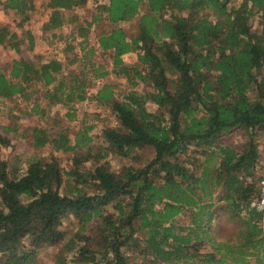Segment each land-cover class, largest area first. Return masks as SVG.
Segmentation results:
<instances>
[{
    "label": "trees",
    "instance_id": "trees-1",
    "mask_svg": "<svg viewBox=\"0 0 264 264\" xmlns=\"http://www.w3.org/2000/svg\"><path fill=\"white\" fill-rule=\"evenodd\" d=\"M45 1V39L63 41L74 51L66 62L82 61L102 81L80 99L108 108L118 123L102 128L104 144L90 125L74 140L65 130L51 139L15 116L0 125V147L25 138L34 148L26 165L19 154L0 158V264H38L42 247L57 250L56 264H137L138 254L147 264H264V212L250 206L263 178L264 0ZM0 7L20 15V26L36 9L34 0ZM134 19L130 34L122 24ZM67 24L70 33H52ZM22 33L0 27V43L21 55L0 62V99L19 95L28 112L44 115V100H70L59 80L64 62L23 55L35 38ZM107 52L113 71L148 86L144 97L118 98L110 64L98 60ZM130 52L133 65L123 60ZM235 132L245 134L240 146L224 140ZM47 144L73 153L70 169L54 154L37 155ZM147 148L154 154L143 165L113 168L110 157ZM72 217L78 227L67 236L62 225Z\"/></svg>",
    "mask_w": 264,
    "mask_h": 264
},
{
    "label": "rangeland",
    "instance_id": "rangeland-1",
    "mask_svg": "<svg viewBox=\"0 0 264 264\" xmlns=\"http://www.w3.org/2000/svg\"><path fill=\"white\" fill-rule=\"evenodd\" d=\"M38 3V9L35 12L34 18L37 21L33 24L29 22L25 30L32 28L35 33L40 35L41 33V21L46 18L45 11L43 9V2L45 0H36ZM106 0H88L90 4L89 7H93L96 3H104ZM75 12L80 15H84L86 13L83 7H78L74 9ZM21 20V16L11 12L5 13L4 11L0 12V27L1 26H9L12 30L17 29V22ZM130 34H134L137 31L138 19H134L131 22L122 24ZM255 26H258V23L254 22ZM24 30H22L23 32ZM68 32H71L70 30ZM49 36V35H48ZM40 51L42 57L49 58H62L67 55L68 60L74 58V51H69L65 53L66 45L63 41L58 40L55 43L51 44L48 40L40 38ZM7 47H0V62L5 63L13 58L17 57L16 53L12 51H7ZM31 53V52H30ZM132 54H128L125 56V62L128 65H133L138 60V55L136 52H131ZM32 54V53H31ZM98 60H102L106 64L109 65V70L111 71L110 78L114 81L118 86L115 88V92L118 95V98L126 99L128 96L135 95L137 97H144L146 91L149 89L144 83L139 80H135L131 82L123 75H118L113 71V66L111 64V56L110 52H107L104 55H101ZM70 70H65L67 73V77H65V82L67 83V87L70 89H74L75 92L73 94L86 93L89 95V91L87 88H91V86L98 89V84L94 80L93 74L88 67V65H84L82 61H76L72 63L69 67ZM262 78V75H259ZM80 82L84 83L83 91H79ZM101 86V85H100ZM77 92V93H76ZM81 92V93H79ZM253 96H256V92H252ZM81 103V102H80ZM42 106L46 109L45 114L41 115L39 112H28V108L26 102L22 98H12V99H0V125L2 124H12L18 117V122L22 125V127H34L39 126L41 130L45 131L49 138L54 139L58 138L61 133H64L65 130L72 140H74L76 132L81 127L85 126H93V130L89 133L94 142L97 144H104L103 138L101 137L102 128L104 126H116L117 119L111 114V111L105 107H92L89 106V103L83 102L76 105V101L73 103L67 104V111L70 112H57L53 108L48 107L47 102H42ZM147 107L150 111H156L157 106L151 102H147ZM85 109H91L90 111L84 112ZM60 113V115L58 114ZM15 116V117H14ZM246 139L245 134L242 132H235L229 134L224 139L225 142H232L233 144L240 146L244 140ZM259 146L262 151V158L259 161L258 174L259 176L264 177V133L259 134L258 137ZM14 154H19L21 158L22 164L26 165V160L34 154V148L28 139H14L12 141V145L10 147H0V158L10 159ZM54 154L61 163L64 169H70L72 165V152H64L62 150H56L52 145L47 144L43 148L37 152V155H45L49 156ZM153 151L149 148L141 150L137 153L135 158H120L117 156L110 157L112 166L114 169H119L122 165H131L138 164L143 165L149 159L153 157ZM194 159H190L189 163L191 167L196 168L195 164H193ZM92 163L85 162L82 166H91ZM26 167H24L25 169ZM63 230L67 233V236L71 235V232L76 230L78 227L77 220L72 218H67L64 220ZM264 226V225H263ZM56 249L54 247H42L38 250V264H56L55 254ZM138 253V251L136 252ZM137 264H147L149 262V258L143 257L138 254Z\"/></svg>",
    "mask_w": 264,
    "mask_h": 264
},
{
    "label": "crops",
    "instance_id": "crops-1",
    "mask_svg": "<svg viewBox=\"0 0 264 264\" xmlns=\"http://www.w3.org/2000/svg\"><path fill=\"white\" fill-rule=\"evenodd\" d=\"M35 1V5H36V9L33 11V15H32V17H31V19L29 20V21H27V22H25L24 24H23V26H20V25H18L22 20H20L19 22H17V29H20L21 28V31H18V30H12L11 28V30L12 31H14V32H17L21 37H22V35H23V33H22V30H25L26 29V27H27V24L29 23V22H32L33 20H34V22H33V24L32 25H34V23L37 21V19H32V18H34V15H35V12H36V10L38 9V3H37V1L36 0H34ZM46 2L44 3L43 2V9H44V11H45V16H46V18H44L42 21H41V33H40V35H38L37 33H35L34 31H33V29L32 28H29V29H27V30H30L33 34H34V38H35V45H34V49L32 50V51H28V49L26 48L27 47V43L24 45V43H23V46H22V49L24 50L23 51V55H25V56H27V57H29V58H31L33 61H35L36 63H39V61L40 62H42V63H44L45 61H48V60H52V59H54V58H49V59H46V58H44V57H42L41 56V54H39V51H40V38H42V39H45V37H44V31H43V24L45 23V22H47L48 20H49V17H50V13H51V10L50 9H48V8H46ZM90 4V2H88V5ZM1 11H4L5 13H8V12H13V13H16L15 11H13V10H5V9H3L2 7H0V12ZM17 14V13H16ZM72 25H70V24H67V25H65L63 28H61V29H58V30H55V31H53L52 33H54V34H56V35H60V34H68V33H70V32H68L69 30L71 31L72 30ZM51 34V33H50ZM7 47V51H12V52H14V53H16V55H17V57H15V58H13L12 60H9L7 63H12L14 60H18L20 57H21V55L16 51V50H14V49H12L11 47H9V46H7V45H5V44H1L0 43V47ZM32 54H31V53ZM65 53H66V49H65ZM80 53V52H79ZM128 54H132L131 52L130 53H127V54H125L124 56H123V60H124V62H125V56H127ZM55 60H57V59H55ZM58 60H60V61H62V62H64V65H63V67H64V72L62 73H60L59 74V80L61 81H64L65 82V77H67L66 75H67V73L65 72V70L67 71V70H70L69 69V67H70V65L73 63H70V62H66V60H68V57H67V55L66 56H64V57H62V58H58ZM78 62V60L76 61V63ZM116 73V72H115ZM118 74V73H117ZM118 75H120V74H118ZM112 79V78H111ZM113 83L115 84V88L118 86L114 81H113ZM63 86H64V88H63V91H64V98H66V99H68V98H70V100L67 102V103H57L55 106L53 105V106H50L49 104H48V101L47 100H44L45 102H47V105H48V107H51V110L54 108L56 111L55 112H70V111H67L65 108H67V104L69 105L70 103H73V102H75L76 101V105L77 106H79V104H82L83 102H85V103H89V101L88 100H81L80 99V95L77 93V94H73L72 92H75V90L74 89H69L68 87H67V83L65 82V84L63 83ZM49 88H51V89H53V86L52 85H50V87ZM83 89H84V85H83V83L82 82H80V85H79V91H83ZM116 91V90H115ZM79 93H81V92H79ZM81 95H82V93H81ZM14 98H21L19 95H16ZM43 101V102H44ZM81 102V103H80ZM89 106H90V108L92 109V107H94V105L93 104H90L89 103ZM90 109V110H91ZM89 109H85L84 110V112H86V111H90ZM59 115H60V113H59Z\"/></svg>",
    "mask_w": 264,
    "mask_h": 264
},
{
    "label": "built area",
    "instance_id": "built-area-1",
    "mask_svg": "<svg viewBox=\"0 0 264 264\" xmlns=\"http://www.w3.org/2000/svg\"><path fill=\"white\" fill-rule=\"evenodd\" d=\"M98 84V88L100 87V85L102 84V81H97ZM87 90L89 91V94L92 92H95L97 89L94 88H87ZM251 207L256 208L259 211L264 212V177L262 178V180L259 183V193L252 199Z\"/></svg>",
    "mask_w": 264,
    "mask_h": 264
}]
</instances>
